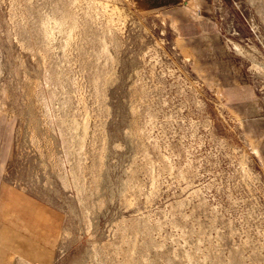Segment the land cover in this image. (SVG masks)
<instances>
[{"label": "rangeland", "instance_id": "374dc122", "mask_svg": "<svg viewBox=\"0 0 264 264\" xmlns=\"http://www.w3.org/2000/svg\"><path fill=\"white\" fill-rule=\"evenodd\" d=\"M197 1L0 0V205L54 264H264V0Z\"/></svg>", "mask_w": 264, "mask_h": 264}, {"label": "crops", "instance_id": "0c3cea01", "mask_svg": "<svg viewBox=\"0 0 264 264\" xmlns=\"http://www.w3.org/2000/svg\"><path fill=\"white\" fill-rule=\"evenodd\" d=\"M161 1L166 5L187 3V0ZM209 1L197 2L207 3ZM20 219V216L11 211L9 206L0 205V264L9 263L11 260L28 264H54L57 257L54 244L30 230L26 227L27 224H23Z\"/></svg>", "mask_w": 264, "mask_h": 264}]
</instances>
